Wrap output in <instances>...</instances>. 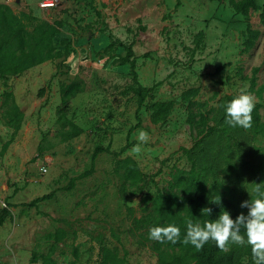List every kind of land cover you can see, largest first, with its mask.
I'll list each match as a JSON object with an SVG mask.
<instances>
[{
  "label": "rangeland",
  "instance_id": "rangeland-1",
  "mask_svg": "<svg viewBox=\"0 0 264 264\" xmlns=\"http://www.w3.org/2000/svg\"><path fill=\"white\" fill-rule=\"evenodd\" d=\"M6 1L15 13L60 26L53 40L60 56L0 77V264H46V255L55 264H99L103 246L116 247L125 264H157L148 228L130 231L133 219L143 214V197L166 190L176 169L192 165L246 216L264 219V133L245 121L260 104L264 122V89L256 91L264 85L260 10L250 17L260 34L243 50L246 22L227 0H57L43 9L40 0L36 7ZM127 45L137 81L153 86L137 116L136 83L129 63H120ZM73 81L80 89L62 114L60 86ZM162 101L173 107L152 122L151 105ZM225 103L232 109L225 112ZM13 104L23 113L15 132L5 116ZM190 112L207 114L212 132L201 138ZM125 157L146 175L137 186L118 167ZM56 231L64 232L58 241ZM263 246L264 220L249 234L228 236L223 249L233 251V264H257L253 253Z\"/></svg>",
  "mask_w": 264,
  "mask_h": 264
},
{
  "label": "trees",
  "instance_id": "trees-1",
  "mask_svg": "<svg viewBox=\"0 0 264 264\" xmlns=\"http://www.w3.org/2000/svg\"><path fill=\"white\" fill-rule=\"evenodd\" d=\"M234 12L240 13L245 22L243 50L251 49L257 40L260 31L253 29L250 24L251 12L260 10L259 19L264 23V4L258 5L256 0H227ZM56 22L49 23L32 12L20 11L15 13L5 3H0V77L9 74H19L28 68L52 60L60 56L53 42L58 34ZM125 55L121 64L129 63L130 73L136 83L134 93L137 98L135 115L144 104L153 86L144 87L137 81L135 71L134 53L132 45L123 47ZM224 65L216 67L219 70ZM259 67H253L250 77V90L256 85V73ZM80 89L79 81H73L60 86L59 112L64 114L68 107V101ZM264 85H260L256 91L260 93ZM182 95L189 100V94ZM231 97H228L230 99ZM188 101L187 107L190 106ZM173 107L172 101H162L151 105V121L164 120ZM260 104H256L245 113V121L254 134L264 133V122H261L259 114ZM232 107L224 104V111ZM7 125L14 127V132L19 128V122L23 117L22 111L16 104L6 112ZM189 113L188 119L191 126L196 128L201 138L212 132L208 126L209 117L205 113ZM139 120L134 127L138 126ZM133 127L128 130L127 140ZM14 139L13 136L4 143V148ZM128 141L121 151L128 146ZM98 149H96L97 151ZM108 153L118 157L119 153H113L109 147L104 149ZM95 151V152H96ZM95 154L92 156V163ZM264 158V153H263ZM121 163H120V162ZM118 167L123 168L124 180L130 186H137L144 181L146 176L135 160L131 157L117 159ZM261 167L264 170V159ZM85 171L83 175L90 172ZM216 183L209 182L207 171L200 172L194 165L189 170L176 169L171 174L166 190H159L155 195L145 196L143 201V214L134 217L130 231L139 228H148L149 239L152 238L151 249L156 254L157 264H233V251H224L223 246L228 236L235 233H251L263 222V217L246 216L229 197V192L218 191ZM52 193L44 194L33 199L29 205L49 199ZM6 210L0 215V224L3 221ZM133 229V230H132ZM64 236V232H55V241ZM257 258V264H264V246L260 254L253 253ZM46 264H55L50 255L44 256ZM99 264H125L124 256H119L116 247H101L98 252Z\"/></svg>",
  "mask_w": 264,
  "mask_h": 264
},
{
  "label": "built area",
  "instance_id": "built-area-1",
  "mask_svg": "<svg viewBox=\"0 0 264 264\" xmlns=\"http://www.w3.org/2000/svg\"><path fill=\"white\" fill-rule=\"evenodd\" d=\"M57 0H40V4L44 8H50L56 4Z\"/></svg>",
  "mask_w": 264,
  "mask_h": 264
},
{
  "label": "crops",
  "instance_id": "crops-1",
  "mask_svg": "<svg viewBox=\"0 0 264 264\" xmlns=\"http://www.w3.org/2000/svg\"><path fill=\"white\" fill-rule=\"evenodd\" d=\"M3 3H7L8 4V1H4ZM31 5H32V7H36V5H37V2H36V0H30V2H29ZM38 5H39V7H40V2L38 1ZM31 8V7H30ZM41 9H43V7H40Z\"/></svg>",
  "mask_w": 264,
  "mask_h": 264
}]
</instances>
